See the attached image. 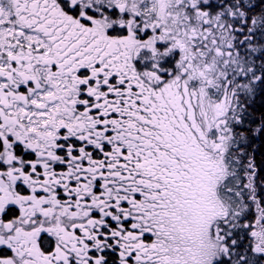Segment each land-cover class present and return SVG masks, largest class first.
Listing matches in <instances>:
<instances>
[{"label": "snow or ice", "instance_id": "snow-or-ice-1", "mask_svg": "<svg viewBox=\"0 0 264 264\" xmlns=\"http://www.w3.org/2000/svg\"><path fill=\"white\" fill-rule=\"evenodd\" d=\"M0 264H264V0H0Z\"/></svg>", "mask_w": 264, "mask_h": 264}]
</instances>
